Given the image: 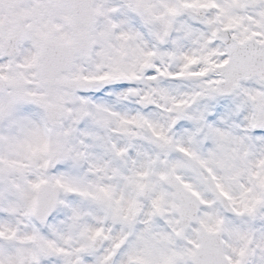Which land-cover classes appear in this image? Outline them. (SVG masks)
<instances>
[{
	"label": "snow or ice",
	"instance_id": "obj_1",
	"mask_svg": "<svg viewBox=\"0 0 264 264\" xmlns=\"http://www.w3.org/2000/svg\"><path fill=\"white\" fill-rule=\"evenodd\" d=\"M0 264H264V0H0Z\"/></svg>",
	"mask_w": 264,
	"mask_h": 264
}]
</instances>
